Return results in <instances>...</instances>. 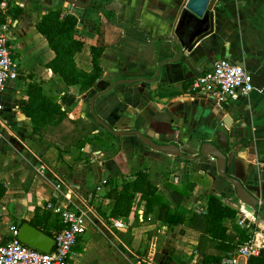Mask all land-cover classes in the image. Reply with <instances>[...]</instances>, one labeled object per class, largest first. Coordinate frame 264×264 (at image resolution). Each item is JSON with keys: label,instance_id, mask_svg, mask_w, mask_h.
<instances>
[{"label": "crops", "instance_id": "1", "mask_svg": "<svg viewBox=\"0 0 264 264\" xmlns=\"http://www.w3.org/2000/svg\"><path fill=\"white\" fill-rule=\"evenodd\" d=\"M80 1L86 6L9 0L19 77L0 92V183L6 187L0 200V246L13 238V227L25 222L54 237L64 225L49 207L53 203L86 213V231L69 264H204L202 234L189 227V216L199 207L206 212L209 195L238 210L225 222L228 233L240 227L252 237L241 223L246 221L264 234V0H217L210 32L191 49L176 35L185 0ZM52 9L78 18L76 36L84 46L75 56L77 67L98 74L88 89L64 85L47 67L55 52L37 24ZM192 27L184 21L181 36L191 34ZM221 58L252 74L249 95L222 101L193 88L196 77ZM130 79L140 81L119 82ZM29 81L43 83L65 112L39 131L19 106ZM98 117L117 131L139 130L159 143H178L194 156L203 141H216V131H223L231 146L228 174L241 179L263 204L246 211L234 185L219 173L216 158H179L154 150L138 135H114ZM140 170L148 176L143 194H137L130 217H118L129 228H114L117 195ZM171 210H180L175 221L168 218ZM210 241L208 254L223 258L229 253Z\"/></svg>", "mask_w": 264, "mask_h": 264}, {"label": "trees", "instance_id": "2", "mask_svg": "<svg viewBox=\"0 0 264 264\" xmlns=\"http://www.w3.org/2000/svg\"><path fill=\"white\" fill-rule=\"evenodd\" d=\"M106 12L109 13L108 10ZM77 23L76 16L64 14L61 9H52L43 16L37 28L55 52L54 58L47 64V67L59 76L64 85L80 84L83 89H88L95 84L98 74L87 73L77 67L75 56L84 46L83 40L76 36ZM93 55L96 67V51H93ZM25 89V93L19 99V106L31 118L35 131H39L47 124L56 123L64 117L65 112L57 101V96L45 93L43 83L29 81ZM147 180L148 176L145 171L140 170L136 173L134 180L125 181L117 195L112 212L114 217H130L133 214L137 194H143ZM5 194L6 187L0 183V200ZM142 198L149 202L154 201V197L142 195ZM207 198L206 212H191L189 227L202 234L199 250L205 257L204 264H220L222 260L220 255L208 254L206 251L208 239L211 240V247L227 253L249 241L251 234L247 229L240 227H237V233H228L225 222L229 218H235L238 210L217 195H209ZM179 211L171 210L168 214L169 220L175 221ZM249 264H264V249L258 256L251 257Z\"/></svg>", "mask_w": 264, "mask_h": 264}, {"label": "built area", "instance_id": "3", "mask_svg": "<svg viewBox=\"0 0 264 264\" xmlns=\"http://www.w3.org/2000/svg\"><path fill=\"white\" fill-rule=\"evenodd\" d=\"M9 0H0V92L7 83L19 77V66L14 60L11 46L12 17L9 14ZM195 90L210 93L222 101H231L240 94L249 95L254 88L252 74L242 64L231 62L225 58L214 62L211 70L196 77L192 84ZM2 135H0V138ZM60 214L64 228L55 233V244L51 252H43L18 239L19 229H11L13 238L0 246V264H69L73 248L79 236L86 231L85 211H72L67 207L49 205ZM197 212H204L199 207ZM245 214L246 211H244ZM251 229V239L237 249L227 253L221 264H242L252 256L258 255L264 249V234L253 227L251 223L241 222ZM111 226L120 230L128 229V223L122 218L112 220ZM262 234V235H261Z\"/></svg>", "mask_w": 264, "mask_h": 264}, {"label": "water", "instance_id": "4", "mask_svg": "<svg viewBox=\"0 0 264 264\" xmlns=\"http://www.w3.org/2000/svg\"><path fill=\"white\" fill-rule=\"evenodd\" d=\"M66 1L77 7L86 6V4L80 0ZM216 2L217 0H185L181 12V20L179 21V26L176 29V35L180 39V43L183 47L191 49V47L199 39H202L210 32L213 25V18L215 16L213 10ZM184 21L192 23L193 25L192 33L188 36H181L180 34V26L184 23ZM137 81H140V79L120 80L119 82L133 83ZM98 121L116 136L124 134L138 135L140 141L144 145L175 157L202 159L212 156L216 158L219 173L234 185L236 189V195L245 204L246 211L252 213L254 209L263 204L262 201L244 185L241 179L228 174V153L231 146L229 136L223 131H216V141H203L200 147V154L194 156L183 151L178 143H159L139 130L117 131L99 117ZM225 123H227V121H225ZM18 239L22 243L30 245L43 252H51L55 244V238L52 235L39 229L30 222H25L21 225L18 232Z\"/></svg>", "mask_w": 264, "mask_h": 264}]
</instances>
